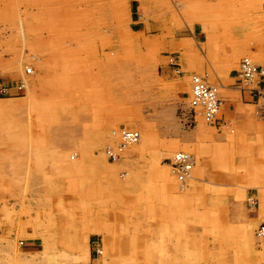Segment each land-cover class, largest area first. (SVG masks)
I'll return each instance as SVG.
<instances>
[{"label": "rangeland", "instance_id": "rangeland-1", "mask_svg": "<svg viewBox=\"0 0 264 264\" xmlns=\"http://www.w3.org/2000/svg\"><path fill=\"white\" fill-rule=\"evenodd\" d=\"M243 56H264V0H0V264H264ZM192 73L230 99L219 120L190 107Z\"/></svg>", "mask_w": 264, "mask_h": 264}, {"label": "built area", "instance_id": "built-area-1", "mask_svg": "<svg viewBox=\"0 0 264 264\" xmlns=\"http://www.w3.org/2000/svg\"><path fill=\"white\" fill-rule=\"evenodd\" d=\"M236 71L240 83L245 85L256 83L260 77H264V65L256 63L249 56H243L240 58ZM0 89H6V87ZM219 93L218 85L208 83L202 75L198 73H192L190 75L188 103L194 111H200L207 122L216 121V115L223 102ZM122 135L123 140L125 141H134L138 137V133L135 130H124ZM108 149L109 148H107V150ZM187 165V153L184 150L176 152L174 159L172 160V166L176 167L178 170L185 171ZM258 230L264 235V220L260 223Z\"/></svg>", "mask_w": 264, "mask_h": 264}, {"label": "crops", "instance_id": "crops-1", "mask_svg": "<svg viewBox=\"0 0 264 264\" xmlns=\"http://www.w3.org/2000/svg\"><path fill=\"white\" fill-rule=\"evenodd\" d=\"M182 47L183 48H189V49H191V45H188L185 41H183L182 42ZM260 60H259V62H257L258 64H260V65H264V56H262L261 58H259ZM186 73H190V71L189 70H187L186 71ZM232 76H234L236 79H237V82L238 83H240V80H239V78L237 77V71H236V69H235V73L232 75ZM212 84H214V83H212ZM189 92V91H188ZM220 96L222 97V99H223V102H222V108H224V105L225 104H227L226 105V108L227 109H231V107H230V102H229V98L227 99L226 98V103L224 102V98H223V95L222 94H220ZM264 98V77H260L259 79H258V81L256 82V83H254V85L253 86H251V87H247V89H240V99H242V101H243V99L245 100V101H247V102H251V101H259V100H261V99H263ZM222 110V109H221ZM223 119V118H222ZM216 120H219V116L218 117H216ZM222 123H225V119H223L222 120ZM221 123V124H222ZM220 124V123H219ZM214 125H215V123H214ZM129 147H131V146H129ZM176 153V152H175ZM174 153V154H175ZM174 157V156H173ZM30 233L31 234H29L30 236H34V235H37L36 233H32V231H30ZM87 239H88V236H86V238H84V241L85 242H87ZM91 245L92 244H90V246L88 245V248H90L89 249V251H90V254L92 253V247H91ZM99 249V248H98ZM43 250H44V248H43Z\"/></svg>", "mask_w": 264, "mask_h": 264}, {"label": "bare ground", "instance_id": "bare-ground-1", "mask_svg": "<svg viewBox=\"0 0 264 264\" xmlns=\"http://www.w3.org/2000/svg\"><path fill=\"white\" fill-rule=\"evenodd\" d=\"M31 71H32L31 68H27V72H31ZM219 94H220V93H219ZM221 109H222V105H221V107H220V110H221ZM220 110L218 111V113L220 112ZM218 113H217L216 117L218 116ZM124 130H131V129H124ZM124 130H121V134H120V136H121V143L119 144V146H118V147H116V146H110V147H107V148H109L108 150L106 149V151H107V155H108L109 158L112 159V160H117V159L119 158V156L121 155V153H122V151H123V148H124L125 146L137 142V141L139 140V138H140V133L137 131V133H138V137H137L136 140H134V141H125V140H123L122 132H123ZM135 131H136V130H135ZM115 147H116V148H115ZM186 153H187V152H186ZM109 154H111V155H109ZM187 155H188V165L185 167L186 170H185V171H183V170H178V169H176V167H175V169H176V173H177V175H178V177H179L180 180H184V179L188 176V173H190V171H191V169H192V166H193V161H192V157H191V155L188 154V153H187ZM173 159H174V158H173ZM258 228H259V227H258ZM257 234H258V237H260L261 239L264 240V235H262L258 229H257Z\"/></svg>", "mask_w": 264, "mask_h": 264}]
</instances>
